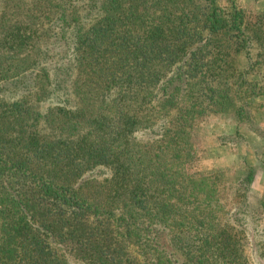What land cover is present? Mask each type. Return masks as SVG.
<instances>
[{
    "label": "trees",
    "instance_id": "trees-1",
    "mask_svg": "<svg viewBox=\"0 0 264 264\" xmlns=\"http://www.w3.org/2000/svg\"><path fill=\"white\" fill-rule=\"evenodd\" d=\"M4 1L0 264H185L170 247L206 246L264 264L252 171L233 211L220 172L185 170L197 117L242 116L235 58L261 31L235 0Z\"/></svg>",
    "mask_w": 264,
    "mask_h": 264
},
{
    "label": "rangeland",
    "instance_id": "rangeland-1",
    "mask_svg": "<svg viewBox=\"0 0 264 264\" xmlns=\"http://www.w3.org/2000/svg\"><path fill=\"white\" fill-rule=\"evenodd\" d=\"M4 2L0 0V13L3 8L18 13ZM235 2L243 10L245 21L250 23V27H260L261 31L260 39H254L244 48L250 52V58L241 55L235 58L234 65L237 71L243 72V80H246L242 85V89H245V97L241 99L244 106L242 116L234 112L235 108H230L197 117L192 132L193 159L185 170L195 175L220 172L221 176L217 178L220 200L233 211L236 210V197L241 182L239 179L252 171L253 180L249 184L247 199L250 204L248 214L254 219L250 225L256 224L261 229L264 228V0ZM227 3V0L221 1V5ZM81 14L84 22L92 18L91 15ZM250 61L252 66L248 67L247 62ZM253 91L256 95L251 94ZM49 105L52 103L46 102L44 106L46 108ZM105 175L107 173L102 172L99 177ZM224 223L230 225L228 220ZM259 241L264 247V237ZM209 247L198 250L185 248L182 251L170 247V251L185 264H225ZM245 256L246 264H263L262 260H257L250 246Z\"/></svg>",
    "mask_w": 264,
    "mask_h": 264
}]
</instances>
